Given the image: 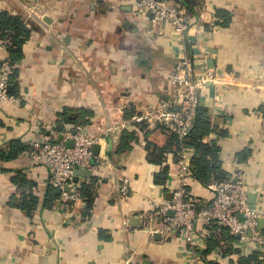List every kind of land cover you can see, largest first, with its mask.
Returning <instances> with one entry per match:
<instances>
[{
  "label": "crops",
  "instance_id": "crops-1",
  "mask_svg": "<svg viewBox=\"0 0 264 264\" xmlns=\"http://www.w3.org/2000/svg\"><path fill=\"white\" fill-rule=\"evenodd\" d=\"M26 2L41 3L47 11L19 64V100L0 108V146L9 151L15 138L27 146L46 135L61 140L73 123L59 130L60 115L71 110L99 137L97 168L76 181L89 186L91 205L84 189V199L70 207L55 187L58 197L46 206L53 186L47 164L32 163L27 150L0 160V264H188L178 232L169 238L151 234L144 215L154 202L171 198L182 148L166 151L157 163L162 157L152 154L153 145H167L170 132L159 124L124 121L171 98L169 75L181 56H191L199 71H214L226 81L220 86L209 81L201 91V105L216 126L205 140L218 142L230 175L247 167L249 181L264 189V0H204L190 14L194 27L184 36L170 23L155 25L129 0H0V9L17 12ZM218 9L230 12L228 25L218 23ZM124 142L129 147L122 149ZM188 148L192 158L195 150ZM247 150L248 157L240 159ZM165 166L170 173L159 183ZM18 171L36 184L40 200L32 216L12 202ZM124 177L131 187L126 200L119 195ZM190 190L200 202L212 195L194 177ZM252 194L264 209V192ZM161 222L154 220L156 227ZM238 241L220 256V247L213 248L205 264H240Z\"/></svg>",
  "mask_w": 264,
  "mask_h": 264
},
{
  "label": "built area",
  "instance_id": "built-area-1",
  "mask_svg": "<svg viewBox=\"0 0 264 264\" xmlns=\"http://www.w3.org/2000/svg\"><path fill=\"white\" fill-rule=\"evenodd\" d=\"M129 1L134 3L138 12L150 14L155 25L164 22L172 24L180 36L186 35L194 27L190 13L180 1ZM23 5L28 22H43L47 11L43 4L26 2ZM8 43L7 39L0 40V108L8 102L19 100L10 91L12 68L10 58L6 55ZM195 63L193 57L181 56L176 68L169 75V82L174 90L172 97L164 99L158 106L136 112L130 120L124 121V125L129 121L149 122L164 126L180 138L188 136L196 125L197 109L201 104V91L205 84L213 81L220 86L226 82L222 75L214 71H199ZM261 116L263 136L264 108ZM98 141V136L88 132L84 124L78 123L66 130L61 140H54L50 135L32 140L26 153L32 163L47 164L51 170V183L61 190L62 198L73 207L75 202L84 199L82 185L75 180L76 169L97 168L94 147ZM188 149V146H183L175 160V175L169 184L171 198L154 202L152 208L144 214L145 226L151 234L158 232L164 238H169L177 231L188 264H205L201 249L206 238L213 237L223 227H227L231 234L239 235L237 248L240 254L259 251L264 256V232L260 227L264 209L251 201L254 190H261L263 193L264 189L249 181L247 167L240 168L225 180H211L207 186L212 192L211 198L207 202H200L190 190V180L194 177L192 158L195 153L191 158L186 155ZM119 190L122 200L129 198L131 187L128 177L122 179ZM158 217L162 222L156 227L154 220ZM220 255L221 249L218 256Z\"/></svg>",
  "mask_w": 264,
  "mask_h": 264
},
{
  "label": "trees",
  "instance_id": "trees-1",
  "mask_svg": "<svg viewBox=\"0 0 264 264\" xmlns=\"http://www.w3.org/2000/svg\"><path fill=\"white\" fill-rule=\"evenodd\" d=\"M180 1L181 4L187 9V11L192 14L196 12L198 6L203 4L204 0H174ZM222 19L219 24L228 25L230 21V12L225 9H218L217 11ZM41 31L40 26L37 22L26 20L25 10L19 8L17 12H13L8 8L0 9V40L7 39L9 41L6 55L10 58V67L12 68L10 72V79L14 85V93L17 96V91L19 87V64L24 59L27 53V47L30 39L36 33ZM78 113H72L71 110H66L60 116V123L58 129L62 130L66 128L67 124H72L75 126L79 123ZM82 123V122H80ZM0 124L2 121L0 120ZM212 131H216V126L212 122L210 111L207 107L200 104L197 109L196 125L190 134L186 137L180 138L176 133H169V141L165 146L153 145L152 154L161 155V159L157 162L163 160L164 154L168 150H180L183 146L193 147L195 150L194 157L192 158V169L194 178L200 181L203 185L208 186L211 180H225L230 176V173L226 168H224L222 160L220 158L221 147L216 140L206 141L205 138ZM126 132L124 131V134ZM227 133L221 132L220 135H226ZM126 135V134H125ZM122 143L120 148L124 149L129 147L128 144ZM9 151H6L0 146V160L8 161L17 158L25 150L28 149L24 142L18 138L9 140L8 143ZM175 153V152H174ZM177 154V151H176ZM175 154V155H176ZM249 150L240 152V159L245 160L248 157ZM177 157V156H176ZM157 161L155 159H152ZM169 166H165L157 174L156 180L159 183L166 181L169 175ZM14 183L18 188V192L13 195V204L19 206L25 210L28 215L32 216L39 204V198L34 192L35 182L30 180L27 175L21 171L17 172L14 177ZM89 186L83 184L82 190L84 189V194L88 196V201L91 205L92 203V193L87 191ZM58 197L57 189L54 186H50V189L45 197L46 206H52L54 200ZM223 240H227V244L223 245ZM238 239L237 235L231 234L227 227H223L220 233V237L212 238L209 241V245L205 250L202 251L203 256L208 255L213 248L222 249L224 253L232 249L231 243ZM230 242V244H229ZM240 264H264V256L259 251H254L250 254L241 255Z\"/></svg>",
  "mask_w": 264,
  "mask_h": 264
},
{
  "label": "water",
  "instance_id": "water-1",
  "mask_svg": "<svg viewBox=\"0 0 264 264\" xmlns=\"http://www.w3.org/2000/svg\"><path fill=\"white\" fill-rule=\"evenodd\" d=\"M2 64V62L0 61V65ZM14 85H10V91H13ZM99 146V144H96L94 149ZM92 174V170L90 169H76V178L75 180L78 181V178L80 177V175H86V176H90ZM251 201H254L253 198V194L251 193ZM264 226V217L260 218V227L263 228ZM239 237V235H237Z\"/></svg>",
  "mask_w": 264,
  "mask_h": 264
}]
</instances>
